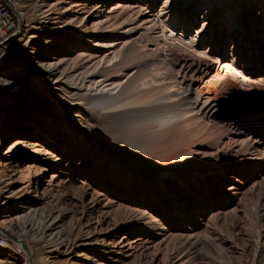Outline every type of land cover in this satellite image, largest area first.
Here are the masks:
<instances>
[{
	"label": "bare ground",
	"instance_id": "obj_1",
	"mask_svg": "<svg viewBox=\"0 0 264 264\" xmlns=\"http://www.w3.org/2000/svg\"><path fill=\"white\" fill-rule=\"evenodd\" d=\"M88 1L93 0H34L47 7L39 18L45 21L33 24L28 39L18 47L21 52L26 47L35 50L34 39L47 36L41 57L26 64V77L39 78L46 85L43 91L51 108L36 116L28 128L39 129L40 138H15L7 145L12 136L27 129L23 120L29 118L22 114L21 122L2 127L6 109L0 97V166L10 165L20 153L26 159L52 163L42 169L45 173L57 169L68 149L80 151V161L71 158L72 166L66 169L71 175L92 179L95 193L107 200L102 210L108 212L110 196L124 202L131 214L126 230L134 228L136 234L132 243H152L157 236L169 243V225L155 215L154 207L146 208L142 192H152L157 196L155 206L171 209L186 222L200 204L186 208L184 196L174 186L191 190L204 173L224 176L230 166L240 174L264 178V137L258 138L249 125L251 118L257 123L258 116L264 124V88L257 85L264 82V14L257 13L253 0H160L159 9H154L159 0H127V5L115 3L110 8L108 3L114 0H94L87 9ZM124 8L131 12L126 10V17L112 22L111 14ZM15 10L22 31V26H28L25 12ZM84 11L87 14L81 18L79 13ZM199 14L202 25L192 30ZM125 25L129 28L123 30ZM136 31L139 34L132 38ZM75 48L80 50L79 63L71 67L70 53ZM52 53L59 55L52 58ZM2 82L6 91L13 90L10 84H20ZM2 183L4 244L3 232L9 231L2 224L13 219L34 222L37 208L18 197L8 207L15 184L11 178ZM133 184L142 187L140 193L132 189ZM229 187L228 192L235 189ZM190 198L200 202L194 194ZM45 218L46 230H52L55 219L50 220V213ZM118 252L119 246L112 245L106 253Z\"/></svg>",
	"mask_w": 264,
	"mask_h": 264
},
{
	"label": "rangeland",
	"instance_id": "obj_2",
	"mask_svg": "<svg viewBox=\"0 0 264 264\" xmlns=\"http://www.w3.org/2000/svg\"><path fill=\"white\" fill-rule=\"evenodd\" d=\"M253 1L252 3L259 7L256 9L257 13L264 14V3L257 4L255 3L257 0ZM33 2L34 0H0L2 5L10 9L13 18L11 30L4 38L0 37V41L8 39L4 43L0 42L3 43L0 44V97H2V106L6 109V115L1 114L3 115L2 127L9 128L13 123L21 122L24 114L29 118V120H23L27 129L19 133L20 135L12 136L7 145L12 143L15 138L24 140L40 138L39 129L28 131V128L37 121L36 116H40L42 112H47L51 108L49 97L46 95V91H43L46 85L41 84L39 78L36 80L33 77H26L28 71L26 64L41 57L42 44L47 36L34 39V45H37L35 50L26 47V51L21 52L18 47V43L19 45L23 44L28 39L31 34L28 33L29 30L34 25H38L37 22L41 18V14L47 8L44 6L41 8L39 3ZM95 3L94 0L88 1L87 9H91ZM115 3L127 5L130 2L114 0L108 3L109 8L116 5ZM159 5L160 0L154 9H159ZM10 6L15 9L19 7L25 12V23L28 26H22V31ZM65 7H69V5H65ZM109 8H107V12ZM122 10H115L116 12L111 14L112 22H117L131 12L125 8ZM126 10L128 14H125ZM155 13H158V10H154ZM86 14L84 11L79 13V16L83 18ZM201 16L203 15H198L197 24L192 27V30L202 25L203 18ZM40 21H45V18ZM55 26L56 23H52L50 28ZM178 26L182 28L183 24H178ZM128 28L129 25L122 27L123 30ZM138 34L136 31L131 37L134 38ZM18 38L21 39L17 40ZM99 40L102 39L98 37L97 41ZM79 51L78 48H75L70 53L71 67L79 63L77 56ZM58 55V53H52V58L58 57ZM9 80H18L20 84L19 86L10 84L9 87H13V90L6 91L2 81ZM262 81H264V77ZM45 83L49 84L50 81ZM259 83L263 85L260 86ZM257 85L264 88V82L258 81ZM261 117H256L258 122ZM250 121H252L249 124L253 127L252 132H256L254 134H257L258 138L264 137V124L260 122L253 124L252 118ZM43 140H40L41 143H45ZM205 150L211 152V150ZM67 152L64 161L57 165L56 170L45 173L46 169L44 168L52 163L26 159L20 153L10 165L0 166V218L3 215L1 212L4 206L1 193L2 181L8 178H11L15 184L13 203L11 202L8 207H13L20 198L29 207H36V212L39 214L35 212L36 216L32 215L34 222H28V225L14 219L2 224V228L7 229L11 235L16 234L27 241V245L31 249L32 264H91L94 262L93 260L99 259L108 264H183L179 258L187 260V264H264V178L259 174L243 175L238 173L234 166H230L224 176L222 172L215 177L212 174L205 175L206 173H204L199 181L192 186V191L188 187L181 189L174 186V189L184 196V205L188 204L189 206L186 208L190 209V204H200L196 205L199 208L197 212H190L193 217L191 221L186 220V222L179 219L178 214L170 211L171 209L167 208L168 210H166L163 207L155 206L157 196L152 192H142L146 208L150 210L154 207L155 215L165 219L163 220L169 225L171 236L168 237L169 243L160 242L161 237L157 236L152 243L140 242L136 246L138 243H132L136 235L135 229L126 230L125 225V222L130 220V210L123 201L115 196H110L113 201L108 207V212L102 210L107 200H104L102 195L96 194L95 190L97 189L92 184V179L79 174L71 175L66 169L68 166H72V159L77 163L80 161V151L74 152V149L71 148ZM25 153L30 155V151L28 153L25 151ZM202 155L200 154L198 157ZM40 156L44 157V155ZM68 163L71 164L67 165ZM62 164L67 167L64 169ZM36 166L38 168L40 166V168L36 170ZM71 168L74 172L75 167ZM52 175L57 176L51 179ZM193 177L190 176V180ZM183 184L186 183L183 181ZM231 185L235 189L228 192ZM133 186L136 193L141 192L142 187L139 184H133L132 189H134ZM127 188L126 192L130 187ZM191 194H194L200 202L191 200ZM120 205L121 207H119ZM40 212H43L45 217L50 213L52 217L50 220L54 221L55 219L56 222L52 225V230H46L45 222L48 218L46 220ZM36 221L41 223H36ZM6 236L5 243L0 244V264H29L26 251L21 248L20 243L14 242L10 236ZM2 239L4 240V237ZM112 245L119 246L118 253H106Z\"/></svg>",
	"mask_w": 264,
	"mask_h": 264
},
{
	"label": "built area",
	"instance_id": "obj_3",
	"mask_svg": "<svg viewBox=\"0 0 264 264\" xmlns=\"http://www.w3.org/2000/svg\"><path fill=\"white\" fill-rule=\"evenodd\" d=\"M13 27V18L10 9L0 3V37L4 38ZM3 242L0 236V244Z\"/></svg>",
	"mask_w": 264,
	"mask_h": 264
},
{
	"label": "water",
	"instance_id": "obj_4",
	"mask_svg": "<svg viewBox=\"0 0 264 264\" xmlns=\"http://www.w3.org/2000/svg\"><path fill=\"white\" fill-rule=\"evenodd\" d=\"M9 5V4H8ZM11 8V6H10ZM11 10L13 11V13L16 15L17 17V20H18V26L20 27L21 24H22V21L20 20L19 16H18V13L17 11L14 9V8H11ZM4 234L10 236L14 241H17L20 243V245L22 246V248L26 251V253L28 254V263L29 264H32V261H31V255H30V252H29V248L27 246V244L25 243V241L22 239V238H16L14 235H11L10 233H8L6 230H4L3 232Z\"/></svg>",
	"mask_w": 264,
	"mask_h": 264
}]
</instances>
